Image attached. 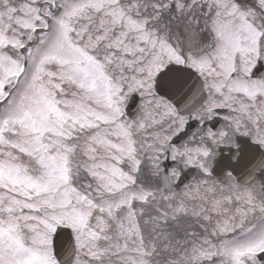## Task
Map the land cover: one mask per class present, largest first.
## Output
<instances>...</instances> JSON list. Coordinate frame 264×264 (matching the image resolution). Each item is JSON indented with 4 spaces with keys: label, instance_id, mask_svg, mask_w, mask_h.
I'll list each match as a JSON object with an SVG mask.
<instances>
[{
    "label": "snow or ice",
    "instance_id": "snow-or-ice-1",
    "mask_svg": "<svg viewBox=\"0 0 264 264\" xmlns=\"http://www.w3.org/2000/svg\"><path fill=\"white\" fill-rule=\"evenodd\" d=\"M0 264H264V0H0Z\"/></svg>",
    "mask_w": 264,
    "mask_h": 264
}]
</instances>
